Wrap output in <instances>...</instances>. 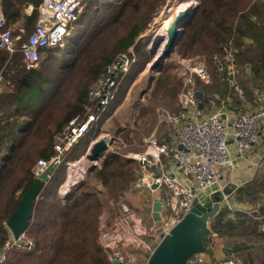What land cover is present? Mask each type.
<instances>
[{
    "label": "trees",
    "instance_id": "1",
    "mask_svg": "<svg viewBox=\"0 0 264 264\" xmlns=\"http://www.w3.org/2000/svg\"><path fill=\"white\" fill-rule=\"evenodd\" d=\"M167 1L83 0L76 20L80 25L77 33L63 47L41 49L35 68H26L18 48L11 53L0 50V72L4 76V90L0 92V247L10 236L5 224L8 217L36 179L33 166L39 158L52 154L54 135L71 117L85 112L88 90L115 56L130 46L135 54L99 120L64 154L36 195L24 230L32 246L29 250L10 249L4 264H112L110 250L99 241L101 216L105 210L111 224L118 205L129 203L132 193L141 188L137 184L142 167L136 159L125 156L128 151L145 148V144L138 145L141 135L131 138L130 127H116L113 136L124 140L126 147L105 152L99 165L87 171L85 181L74 184L65 196L59 195V188L66 180L68 163L85 155L127 89L152 60L148 49L151 38L142 33ZM174 1L182 4L193 0ZM194 1L193 17L184 26L174 53L184 59L204 57L211 83L195 78L196 88L202 93L200 107L208 109L227 97L234 100L237 89L257 105L259 93L255 90L264 92V0ZM40 2L0 0L7 26L15 31L25 28V39L34 27ZM28 5L32 6L30 13L25 12ZM230 64L235 69L232 80ZM173 68L170 63L160 68L150 99L175 113L182 79ZM150 108H139L133 123L150 114ZM150 130L149 126L147 133ZM95 182L101 183L100 189ZM159 189L165 197L167 191ZM263 195L264 158L253 179L235 193L238 201L249 204ZM229 213L233 216L228 217ZM257 216H264V206L245 212L221 208L209 223L212 245L219 244L232 253L237 264H264V231L259 228L264 219ZM160 225L157 222L156 228H149L143 238L149 241L148 233H157Z\"/></svg>",
    "mask_w": 264,
    "mask_h": 264
},
{
    "label": "built area",
    "instance_id": "2",
    "mask_svg": "<svg viewBox=\"0 0 264 264\" xmlns=\"http://www.w3.org/2000/svg\"><path fill=\"white\" fill-rule=\"evenodd\" d=\"M82 1L41 0L37 7L38 15L34 27L25 39H23L25 28L20 27L15 31L13 27L7 26L0 3V50L11 53L18 48L26 68L37 67L41 49L61 46L71 24L78 19ZM170 3L168 0L157 12L149 27L156 24L159 17L164 16L163 13L165 9H169ZM31 10L32 7L29 5L26 11L30 13ZM134 60L133 46L115 56L88 90L85 112L71 117L54 135L52 154L48 158H39L36 161L32 168L35 178L40 177L49 166H58L64 154L99 120ZM234 73V66L230 64L229 75L232 78ZM195 78L204 83L211 81L203 57L197 56L193 64L182 73V85L177 94L178 111L161 114L174 133L171 143L159 142L156 138L150 137L146 138L142 151L125 154L126 157L139 161L142 167V178L137 184L138 187L151 189V185L157 183L159 188L163 187L167 191V195L160 200L161 225L158 228L159 232L156 233L158 240L152 245L145 240L139 241L141 235H146L145 228L141 226L140 218L125 203L119 205L115 223L101 226L99 241L103 247L110 250L109 259L116 260V264H136L135 255L126 251L128 246H135L141 242L142 247L151 252L159 241V234H167L191 210L193 200L198 194L215 183L219 184V169L228 168L233 163L227 145L229 139L233 140L240 153L259 142V127L264 120V105L240 112L229 126L222 117V110L207 113L200 107ZM3 81L4 76L0 72V89ZM237 93L242 96L241 90L237 89ZM108 139L111 150L125 146L119 142L115 143L112 138ZM162 155L172 161L175 171L170 172L166 169V164L161 159ZM91 164L98 166L99 161L90 162ZM156 167L159 168L160 174L156 173ZM232 216L231 213L228 214V217ZM257 218L261 220L264 216ZM259 228L264 231V222H261ZM32 243V239L24 233L18 239H14L10 233L0 247V264L5 263L10 249L24 247L29 250ZM185 264H237V261L233 255L212 261L205 253L195 252L187 258Z\"/></svg>",
    "mask_w": 264,
    "mask_h": 264
},
{
    "label": "water",
    "instance_id": "3",
    "mask_svg": "<svg viewBox=\"0 0 264 264\" xmlns=\"http://www.w3.org/2000/svg\"><path fill=\"white\" fill-rule=\"evenodd\" d=\"M195 5L183 8L174 16L169 27L166 29V36L164 38L156 35L152 40V46L162 40L159 63L166 60L174 52L182 36L184 26L193 17ZM149 51L153 54L152 50L149 49ZM158 62L153 65L157 73L160 70ZM229 77L232 80V76L230 75ZM196 95L199 99L202 98L200 91H197ZM109 143L108 137L103 136L99 138L86 152L85 158L92 163L99 161L105 152L109 150ZM93 167L95 165L91 164L88 171ZM54 169V166H49L41 173L40 177L34 180L32 185L22 194L15 209L8 217L5 224L14 239H18L24 233L28 220L31 217L34 199ZM156 173L160 174L158 167H156ZM77 183L78 181L75 184ZM158 188L157 183L151 185L152 190ZM233 189V184H227L222 189L209 194L204 201H199L195 198L191 210L167 234H159V241L149 253L146 264H185L187 258L192 253H205L211 244L212 230L209 225L210 220L220 211L222 203L228 199ZM161 208L162 203L160 199L154 200L151 216L156 222L161 220ZM157 232H159V229ZM111 262L112 264L117 263L116 260H112Z\"/></svg>",
    "mask_w": 264,
    "mask_h": 264
},
{
    "label": "rangeland",
    "instance_id": "4",
    "mask_svg": "<svg viewBox=\"0 0 264 264\" xmlns=\"http://www.w3.org/2000/svg\"><path fill=\"white\" fill-rule=\"evenodd\" d=\"M170 1L171 3L168 5L169 9H165L163 13L164 16L159 17L157 19L156 24H153L150 27L148 25L147 28L142 33V36H149L151 38V42L148 46V49L152 50L153 52L154 56L152 60H150L145 65L142 72L138 74L135 81L127 89L126 93L124 94L122 102L117 106V108L113 111L111 116L106 120L100 132L99 137L106 136L108 138H112V141H115V143L119 142L124 144L125 146H123L121 149L125 148L127 144L124 140L115 138L113 136L114 129L116 127H130L132 129V133L130 134L131 138H136L137 136L141 135L142 143H138V145L141 144V147H143V145L145 144L146 138L154 137L157 139L159 136L162 135L163 138L174 136V133L172 132V129L170 128L169 124L164 120V116L161 115V114L173 113L174 111H171L169 108H166L164 106L158 105L159 104L158 102L155 101L152 102V100L150 99L151 88L154 84L156 77L159 74V72L157 73L153 65L159 61V54H160L159 51H161L162 49L161 48L162 40H160L158 44L153 46L151 43L152 40L156 37V35L157 36L159 35L158 33L161 32L164 26L169 27L174 16L178 13L179 10H182L183 8H187L188 6H192L193 4H196V1L193 0L191 2L182 3V4H178L174 0H170ZM186 4L187 6H182ZM79 28L80 25L76 21L71 24L70 30L61 44L62 47L67 43L69 38H71L77 33ZM57 48L58 47H54V49ZM197 56L199 55L190 57L193 59L189 61L188 60L189 58H185V59L180 58L173 52L172 55L169 56L166 60H163L160 63L158 62L160 66L159 68H161L165 63H170L174 66L173 73H176V75L181 78L184 69L192 65L194 60L197 58ZM3 90H4V85L1 86L0 92ZM176 104H177V98H176ZM145 106L146 107L149 106L153 108V109L151 108L149 109L150 114L143 116L136 123H133V119L135 118L138 109ZM149 126L151 127V130L147 133ZM129 152H135V151H128L126 153ZM68 166L70 167L67 169V171L70 173L68 176L69 181L71 180L85 181L86 174L90 166V162L87 158H85V156H82L76 162H70V165ZM132 194L133 195L130 196L128 199L129 203L127 202L124 203L127 204L131 209V211L137 217L140 218L141 226L145 228V232H147L149 228L151 230L154 227L156 228L157 222L154 221L151 216L152 203L155 200L154 193L149 192V190H147L146 187H142L136 193H132ZM115 210L117 211L115 212V216L113 217V219L110 221L111 224L116 222L117 215L119 214V207H117ZM102 216L105 224L107 226L111 225L107 223L108 215L105 210L103 211ZM148 234L154 235L153 233H151V231ZM142 240L146 241L145 238H142ZM157 240L158 238L156 237V241ZM126 251L127 253H131L135 255L136 264H141V260H143V255H142L143 247L141 242L139 243V245H135L133 247L128 246L126 248ZM206 252H208V250H206Z\"/></svg>",
    "mask_w": 264,
    "mask_h": 264
},
{
    "label": "crops",
    "instance_id": "5",
    "mask_svg": "<svg viewBox=\"0 0 264 264\" xmlns=\"http://www.w3.org/2000/svg\"><path fill=\"white\" fill-rule=\"evenodd\" d=\"M28 6L26 8H28ZM26 8H25V12H27ZM258 87H261L260 81H259ZM255 92L259 93L258 94L259 103L257 105H254L251 102L247 101L242 94V96L238 95V97L234 100H231L229 99V97H227L225 100H223L224 102L216 104L214 106L212 105L211 107H208V109L204 108L203 110L206 111L207 113H210L216 110H222V115H223L222 117L224 118V120H226L227 124L230 126L234 120V117L240 112L250 111V110H253L255 108H258L264 105V92H262L261 90L259 91V89H256ZM215 97H217L216 94H215ZM99 136L93 139L89 143V146L86 152L89 150L91 145L96 140L101 138ZM157 139L159 142H166L165 140L168 139L169 141L166 143H171L173 138L171 137V138H157ZM227 145L229 148L230 156L233 161L232 166L225 168V169H219L218 171L219 184L215 183L212 186H210L207 190L199 193L197 196V200L204 201L209 196V194L222 189L227 184H233L234 189L232 190L231 194L228 196V199L222 203L221 208H228L232 212L233 211H244L245 212V211H250V210L257 211L259 207L264 206V195L259 201L249 204L247 202L238 201L236 199L235 193L238 188H240L241 186L245 185L247 182L253 179V177L257 174L261 160L264 158V120L261 122L260 127H259V142L256 145H254L252 148L240 153L238 152L235 143L231 139L228 140ZM138 152H132V153H138ZM161 159H162V162L166 164V169H168V171L170 172L175 171L174 167L172 166V161L168 157L162 155ZM69 174L70 173L67 171L66 180L59 188V195L61 197L65 196L67 192L69 191V189L77 181L79 182V180L69 181L68 179ZM94 185L98 189L101 188L100 182H95ZM63 187H64V190H63ZM147 190H149V192L151 193H154L155 200L162 199L164 196V195H161L162 190L159 188L155 190L147 188ZM104 225L106 224L104 222L103 216H101V226H104ZM156 237H157L156 233H154V235H151L150 240L148 242H150L151 245L154 244L156 242ZM142 238H143V235L139 237V241H142ZM139 243L140 242H138L137 245H139ZM207 250L208 252H206V256L212 261L220 260V259L228 257L229 255H232V253L226 251L219 244L212 245L211 243ZM149 253L150 252L148 250L143 248V252H142L143 260H141V264H146V260L148 258Z\"/></svg>",
    "mask_w": 264,
    "mask_h": 264
},
{
    "label": "bare ground",
    "instance_id": "6",
    "mask_svg": "<svg viewBox=\"0 0 264 264\" xmlns=\"http://www.w3.org/2000/svg\"><path fill=\"white\" fill-rule=\"evenodd\" d=\"M182 6H187V4L186 5H182ZM180 11V10H179ZM178 11V12H179ZM168 27L167 26H164L163 28H162V30H161V32L160 33H158L159 35L158 36H161V37H165L166 36V29H167ZM162 48V47H161ZM159 53H160V51H159Z\"/></svg>",
    "mask_w": 264,
    "mask_h": 264
}]
</instances>
